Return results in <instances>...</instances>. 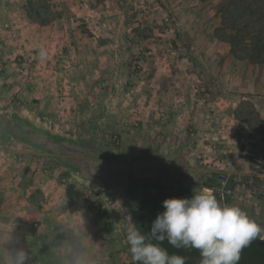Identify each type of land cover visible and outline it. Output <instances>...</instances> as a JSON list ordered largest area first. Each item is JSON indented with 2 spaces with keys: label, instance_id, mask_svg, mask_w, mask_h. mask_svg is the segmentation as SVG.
<instances>
[{
  "label": "rangeland",
  "instance_id": "1",
  "mask_svg": "<svg viewBox=\"0 0 264 264\" xmlns=\"http://www.w3.org/2000/svg\"><path fill=\"white\" fill-rule=\"evenodd\" d=\"M28 1L0 0V79L15 65L0 80V246L24 247L29 264H137L125 202L135 180L208 189L264 228V176L218 192V171L264 169V140H235L225 105L242 104L256 127L264 118V64L247 59L264 34V0H31L44 2L46 24ZM169 104L190 107L181 131L191 141L198 112L214 122L218 136L197 144L215 173L188 179L168 161L179 110Z\"/></svg>",
  "mask_w": 264,
  "mask_h": 264
},
{
  "label": "clouds",
  "instance_id": "2",
  "mask_svg": "<svg viewBox=\"0 0 264 264\" xmlns=\"http://www.w3.org/2000/svg\"><path fill=\"white\" fill-rule=\"evenodd\" d=\"M162 203L164 211L157 214L149 233L135 225L127 229L129 251L137 264H186L185 257L169 254L161 246L165 240L177 249L198 250L199 264H238L242 249L264 233L239 206L221 204L208 189L191 198H167ZM29 261L30 253L24 247L0 246V264ZM73 264H83V260L74 257Z\"/></svg>",
  "mask_w": 264,
  "mask_h": 264
},
{
  "label": "crops",
  "instance_id": "3",
  "mask_svg": "<svg viewBox=\"0 0 264 264\" xmlns=\"http://www.w3.org/2000/svg\"><path fill=\"white\" fill-rule=\"evenodd\" d=\"M4 32H8L7 28L4 27ZM13 66H15L14 64H12ZM13 66H9L8 68L11 70L14 67ZM8 68L7 70H5L6 72L1 73L2 78L0 80H4L6 78L9 79L10 75L8 72ZM9 70V71H10ZM14 75V74H13ZM0 86H1V82H0ZM20 88V87H18ZM22 89V88H20ZM24 88L21 90L23 91ZM199 105H206V104H199ZM211 106V104H209ZM220 104H212V109H215L217 106H219ZM227 106V112L230 113V115L235 119V123H237V127H241V129L239 130H235L234 133H230L231 135H234L235 140H239L240 137H244V136H250L253 139H258V140H264V118L262 117L259 126L256 127L252 121L244 119L239 117L238 114V110L241 109L242 104H225ZM262 105V104H261ZM177 104H169L170 108H176V110L179 108V110L177 111V114H175L173 116V118L171 119V126L172 129L170 130L169 133V137L168 139V149L171 151V157L168 158L169 162H172L174 164L177 163H181L182 165H185L184 167H182L184 174L186 173V177L187 175H193V174H211V173H215V165L214 166H208L210 165L211 162H209L208 160H203V150L201 149V144H197V140L201 141L202 139H210V136H208L209 134L212 137H216L218 136V130L217 127L215 126V124H213L214 122L210 123L208 125V118L207 116H205V113L202 111L198 112V117L196 118V126H197V138H195V140L191 141L187 135L186 132L181 131L182 127L184 124H187V120L185 121V117L187 116V114L189 113V106H184L182 107L180 104H178L179 107H176ZM255 107H259V104H254V108ZM261 107V106H260ZM203 109V108H202ZM183 118V122L181 121V119ZM240 125V126H239ZM178 127L180 128V130H178ZM242 139V138H241ZM193 148H195L196 152L193 150ZM215 160V159H214ZM167 161V162H168ZM176 169H179V167H175L172 169V173L175 174ZM224 171H218V174L222 173ZM188 179L190 178L187 177ZM136 182H144L143 180H135L130 186H129V190L125 193V202H126V206L131 213H133L132 210V205L135 203H138L139 201H137V197L136 198H131L130 197V189L133 185H135ZM190 182V180H189ZM191 183V182H190ZM194 185H200V181L199 182H194ZM234 185V184H232ZM203 188H206L204 184L201 185ZM235 187H237L236 185H234ZM129 201L132 202V204L129 203ZM141 201H144L143 199ZM140 201V202H141ZM134 214V213H133ZM136 214V213H135ZM0 216L4 217L3 214H0ZM6 217L8 215H5ZM24 219V218H22Z\"/></svg>",
  "mask_w": 264,
  "mask_h": 264
},
{
  "label": "trees",
  "instance_id": "4",
  "mask_svg": "<svg viewBox=\"0 0 264 264\" xmlns=\"http://www.w3.org/2000/svg\"><path fill=\"white\" fill-rule=\"evenodd\" d=\"M38 4H33L31 0L28 1L29 13L34 17V21H37L40 24H46L47 21L44 19V15H48L47 12H40L37 8L38 5L45 6L44 2H37ZM137 33V31H135ZM264 34L263 31H258L256 39L252 47V53L247 59L253 64H264V58L262 57V52L264 51ZM234 37L230 42H232ZM131 65V64H130ZM136 73L137 67L132 68ZM160 185V184H158ZM163 186V185H162ZM164 188L181 192L179 196H161L156 197L153 200L144 205L143 209L137 214V217L140 219L142 229L145 233H149L151 230V224L155 220L157 214L164 211L163 201L167 198H191L193 195L186 188H173L170 186H164ZM155 243V241H153ZM161 246L165 248L169 254H177L186 258L187 261H199L200 253L196 249H177L171 246L167 240L163 241ZM188 258V259H187ZM238 264H264V245L259 244L255 239L245 248L242 249L240 254V260Z\"/></svg>",
  "mask_w": 264,
  "mask_h": 264
},
{
  "label": "built area",
  "instance_id": "5",
  "mask_svg": "<svg viewBox=\"0 0 264 264\" xmlns=\"http://www.w3.org/2000/svg\"><path fill=\"white\" fill-rule=\"evenodd\" d=\"M262 173L259 175H250V176H243V175H236L231 178L230 174L225 172L219 175V184L220 187L218 188V192L221 194V197L225 198V196H232L238 190L246 191L250 189L256 188L259 183H261L262 177L264 176V169L261 170ZM230 182L235 184L237 187H234Z\"/></svg>",
  "mask_w": 264,
  "mask_h": 264
},
{
  "label": "flooded vegetation",
  "instance_id": "6",
  "mask_svg": "<svg viewBox=\"0 0 264 264\" xmlns=\"http://www.w3.org/2000/svg\"><path fill=\"white\" fill-rule=\"evenodd\" d=\"M147 189H157L160 192L171 191L173 194L176 193V191H174L173 189L170 190V189L164 188V186H162V185L152 184V183H148V182H136L135 185H133L131 187L129 195L131 198H136L137 196H141L142 199L144 200L148 196H151V193L146 192ZM180 193L181 192H179V190H178L177 196H179ZM148 202L149 201H141V202L133 204L132 205L133 213H136V215H137L143 209V207H145L144 205H146ZM133 213H131L132 219H134Z\"/></svg>",
  "mask_w": 264,
  "mask_h": 264
},
{
  "label": "water",
  "instance_id": "7",
  "mask_svg": "<svg viewBox=\"0 0 264 264\" xmlns=\"http://www.w3.org/2000/svg\"><path fill=\"white\" fill-rule=\"evenodd\" d=\"M147 193H151V196H148L147 198L144 199V201H149V200H153L155 199L156 197H161V196H168V195H172V196H177L178 194V191H176L175 194H173L171 191H158L157 189H147L146 191ZM137 201H141L142 200V197L141 196H138L137 198ZM130 204H132L131 201H129ZM133 222L135 224V226H137L138 228H140V230L142 231V233H145L142 229V225H141V222H140V219L137 217V215L134 213V219H133ZM146 234V233H145ZM259 244L261 245H264V239L262 238H256L255 239Z\"/></svg>",
  "mask_w": 264,
  "mask_h": 264
}]
</instances>
